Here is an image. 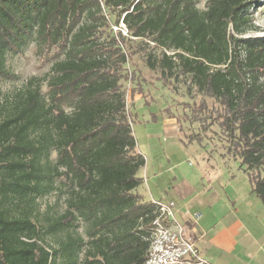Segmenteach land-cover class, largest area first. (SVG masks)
Instances as JSON below:
<instances>
[{
	"label": "trees",
	"instance_id": "16d2710c",
	"mask_svg": "<svg viewBox=\"0 0 264 264\" xmlns=\"http://www.w3.org/2000/svg\"><path fill=\"white\" fill-rule=\"evenodd\" d=\"M200 1L0 0V77L30 44L51 63L0 92V264H144L158 210L136 194L146 161L121 84L132 41L219 105L209 117L264 205V35L244 37L264 0ZM52 192L64 208L50 214L37 199Z\"/></svg>",
	"mask_w": 264,
	"mask_h": 264
},
{
	"label": "rangeland",
	"instance_id": "374dc122",
	"mask_svg": "<svg viewBox=\"0 0 264 264\" xmlns=\"http://www.w3.org/2000/svg\"><path fill=\"white\" fill-rule=\"evenodd\" d=\"M198 7L204 8V0ZM253 23L259 30L244 37L264 35V4L256 8ZM130 47L126 65L130 79L121 84L137 150L146 161L138 172L142 181L136 194L143 202H173L181 223L180 215L193 222L200 215L195 222L196 247L203 260L210 253L216 264L218 259L220 264H264V205L252 193L224 133L209 117L219 105L199 92L188 76L171 78L151 69L148 54L160 53L152 43L137 40ZM5 66L14 78L0 77V92L11 94L29 78H43L51 63L42 62L30 44L21 53L8 55ZM133 69L140 74V85ZM201 103L204 110L198 109ZM182 188L189 191L185 198L178 195ZM62 200L52 192L37 202L41 211L51 214L63 210Z\"/></svg>",
	"mask_w": 264,
	"mask_h": 264
},
{
	"label": "built area",
	"instance_id": "2783aa9c",
	"mask_svg": "<svg viewBox=\"0 0 264 264\" xmlns=\"http://www.w3.org/2000/svg\"><path fill=\"white\" fill-rule=\"evenodd\" d=\"M158 216L151 222L149 248L144 264H210L203 260L185 223L176 219L173 202H152ZM200 215L193 219L196 222Z\"/></svg>",
	"mask_w": 264,
	"mask_h": 264
},
{
	"label": "crops",
	"instance_id": "0c3cea01",
	"mask_svg": "<svg viewBox=\"0 0 264 264\" xmlns=\"http://www.w3.org/2000/svg\"><path fill=\"white\" fill-rule=\"evenodd\" d=\"M189 194L188 190H184V188L178 190V195L181 197L187 196ZM261 202V201H260ZM263 205V204H262ZM181 219L183 220L182 223H185L187 225V228L189 229V234L193 236L195 239V242H199V231L196 223H193L191 220H186L185 216L180 215ZM199 251V250H198ZM208 263L210 264H216V260L213 259V255L209 253V257H206ZM219 261V262H218ZM217 263L220 264V260L218 259ZM213 262V263H212Z\"/></svg>",
	"mask_w": 264,
	"mask_h": 264
}]
</instances>
